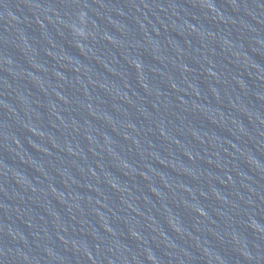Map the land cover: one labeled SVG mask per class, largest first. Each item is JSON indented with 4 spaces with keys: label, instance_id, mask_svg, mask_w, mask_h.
<instances>
[{
    "label": "water",
    "instance_id": "water-1",
    "mask_svg": "<svg viewBox=\"0 0 264 264\" xmlns=\"http://www.w3.org/2000/svg\"><path fill=\"white\" fill-rule=\"evenodd\" d=\"M98 264H264V0H72Z\"/></svg>",
    "mask_w": 264,
    "mask_h": 264
}]
</instances>
